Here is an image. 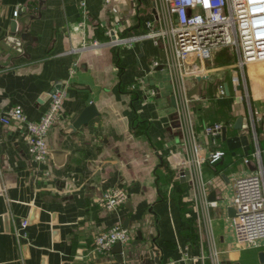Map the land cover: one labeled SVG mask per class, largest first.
I'll list each match as a JSON object with an SVG mask.
<instances>
[{"label":"crops","instance_id":"obj_1","mask_svg":"<svg viewBox=\"0 0 264 264\" xmlns=\"http://www.w3.org/2000/svg\"><path fill=\"white\" fill-rule=\"evenodd\" d=\"M156 17L154 0H86L85 7L82 0H0V116L20 104L37 120L49 106V92L61 84L68 89L43 161L32 158L21 123L0 119V264H120L114 245L110 251L98 246L99 234L117 222L132 236L124 264H203V251L205 264H264V238L238 243L229 212L237 178L257 169L256 160L244 161L255 148L251 112L264 162V73L246 79L248 103L239 98L245 86H235L233 69L222 77L211 64L218 51L202 63L188 59L190 90L200 82V99L193 101L199 129L221 120L227 131L216 145L201 131L202 154L225 152L204 161L199 175H181L189 168L170 74L153 64L164 51L138 37ZM116 35L138 38L107 42ZM95 39L101 45L82 47ZM199 62L202 80L194 74L200 69H192ZM222 82L229 86L225 95L218 92ZM90 102L99 113L73 126ZM115 186L127 187L129 198L108 210L100 197ZM25 218L29 223L21 228Z\"/></svg>","mask_w":264,"mask_h":264},{"label":"built area","instance_id":"obj_2","mask_svg":"<svg viewBox=\"0 0 264 264\" xmlns=\"http://www.w3.org/2000/svg\"><path fill=\"white\" fill-rule=\"evenodd\" d=\"M157 17L149 19V30L140 38H151L161 46L164 59H155L154 65L163 64L170 74L173 93L176 97V115L181 131V144L185 154L183 165L190 173L199 175L204 161L215 162L222 157L224 150L215 148L206 156L202 154L200 143L201 131L210 138L212 144L218 143L226 122L206 121L201 130L196 122V110L193 101L199 96L190 95L188 78L190 70L187 67L189 58L204 62L212 58L223 48L230 47L236 55L233 78L235 86H245L239 94L242 101L250 102L251 93L247 88L245 66L258 61H264V0H154ZM85 7L86 0H82ZM19 9L14 10V15ZM109 35L110 30L106 31ZM137 36H113L107 41L110 44H132ZM101 41L95 39L92 43H84L82 47L99 46ZM194 63V74L201 75V64ZM221 95L226 94V86L222 82L218 86ZM68 96L66 84H61L49 92V106L37 120L29 119L20 104L11 106L0 119L5 124L19 122L27 129L30 152L33 159L45 160L50 154L48 133L50 128L60 119L64 101ZM250 128L253 132L255 148L244 156L245 162L256 160L257 169L241 175L236 180L233 206L236 209L232 217L236 241L241 244H257L264 238V162L259 142L258 120L251 112ZM184 171V170H183ZM183 171L181 175H183ZM202 188L207 183L202 181ZM129 198V190L125 186L110 187L103 191L100 200L108 209H117ZM29 223L22 220L21 228ZM21 228L16 229L18 235H25ZM130 229L122 222H117L98 236V246L102 251H110L112 246L121 241L124 245L131 240ZM214 240V239H213ZM202 248L204 242L201 240ZM214 255L219 254L213 245ZM203 264L207 255L202 252Z\"/></svg>","mask_w":264,"mask_h":264},{"label":"water","instance_id":"obj_3","mask_svg":"<svg viewBox=\"0 0 264 264\" xmlns=\"http://www.w3.org/2000/svg\"><path fill=\"white\" fill-rule=\"evenodd\" d=\"M18 27V21L17 19L12 20V25L11 28L12 30H17ZM25 36V35H24ZM205 75H198V79L202 80L203 78H205ZM227 91H229V86L228 83L225 84ZM200 89V82H198L193 88H191L190 90V95L192 97H195L196 94L199 92ZM173 103L176 105V97L175 95L172 97ZM99 112L96 108V105L94 102H90L85 108L84 110L80 113V115L78 116V118L73 122V126L78 127L84 123H87L93 116L97 115ZM242 122H243V116H239L236 122V126L237 127H241L242 126ZM226 131L227 128L226 126L223 127L222 129V133L225 136L226 135ZM187 176L190 177V170L186 169L183 171V176ZM229 212L230 214H235L236 209L234 206H230L229 207ZM138 241V240H137ZM136 241V242H137ZM113 250L117 253V258L120 264H124L123 261V251H124V244L121 241H117L114 244Z\"/></svg>","mask_w":264,"mask_h":264},{"label":"rangeland","instance_id":"obj_4","mask_svg":"<svg viewBox=\"0 0 264 264\" xmlns=\"http://www.w3.org/2000/svg\"><path fill=\"white\" fill-rule=\"evenodd\" d=\"M211 64L214 67L218 68V71H221L222 73L219 75L222 77H225L229 74V69L235 68L236 63V55L232 48L226 47L223 49L218 50L216 53V56L213 60H210ZM246 79L250 82L257 81L260 79L259 75L264 73V61H258V62H252L245 66L244 69ZM220 79H216L218 82Z\"/></svg>","mask_w":264,"mask_h":264},{"label":"trees","instance_id":"obj_5","mask_svg":"<svg viewBox=\"0 0 264 264\" xmlns=\"http://www.w3.org/2000/svg\"><path fill=\"white\" fill-rule=\"evenodd\" d=\"M215 119H217V118H215ZM214 121H217V120H214Z\"/></svg>","mask_w":264,"mask_h":264}]
</instances>
